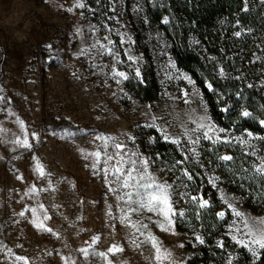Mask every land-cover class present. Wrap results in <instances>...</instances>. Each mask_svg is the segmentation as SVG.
<instances>
[{"label": "rangeland", "instance_id": "374dc122", "mask_svg": "<svg viewBox=\"0 0 264 264\" xmlns=\"http://www.w3.org/2000/svg\"><path fill=\"white\" fill-rule=\"evenodd\" d=\"M81 2L84 8L74 7L75 0H0V264H22L15 260L17 255L26 257L29 264H156L150 243L139 248L132 243L144 241L149 231L171 252L175 264H202L195 249L176 231V217L173 228L165 232L156 223L161 219L158 215L147 210L130 212L118 199L130 189H120L114 177L105 179L102 169L113 162L94 168V158H86L98 150L103 157L105 143L109 153L117 152L113 141L98 139L101 136L123 145L120 154L127 153L126 161H147L148 173L157 182L167 183L150 156L157 138L208 166L203 173L223 208L224 235L235 247L225 264H241L243 252L250 264H264V250L258 249L256 258L233 239L247 231L245 223L264 229L260 223L264 213L247 207L250 202L259 204L254 190L264 194V184L255 172L264 160V137L237 129L235 122L217 124L200 89L177 67L165 45L150 49L160 96L152 103L140 101L126 86L129 80L140 79L137 70L141 73L146 63L136 40L137 27L129 18L132 4L129 11L123 0ZM244 28L240 25L235 30ZM247 33L248 37L237 38L244 60L252 62L257 51L251 46L258 35H253L254 29ZM93 44L105 45L102 55H97L100 49ZM82 49H88L86 55ZM114 66L128 78L113 77ZM257 67L248 77L255 84L252 90L264 95V69ZM229 103L224 98L220 109L227 112ZM202 122L214 126L211 139L204 138L207 128H198ZM26 133L28 148L15 143ZM221 149L228 150L232 160L220 159ZM231 169L235 182L226 175ZM236 211L242 215L237 217ZM129 220L147 224L145 235L131 227ZM33 221H42L52 231L37 228ZM93 237H99L95 244ZM113 244L123 251L108 254L107 260L99 255ZM82 248L88 249L87 256Z\"/></svg>", "mask_w": 264, "mask_h": 264}, {"label": "trees", "instance_id": "16d2710c", "mask_svg": "<svg viewBox=\"0 0 264 264\" xmlns=\"http://www.w3.org/2000/svg\"><path fill=\"white\" fill-rule=\"evenodd\" d=\"M123 1L128 3L129 11L132 4L133 12L129 18L137 27L136 40L146 59L140 79L126 83L136 98L146 103L159 98L160 85L150 49L165 45L177 67L185 71L200 89L217 124L235 122L237 129L264 137V124L261 123L264 121V95L252 90L255 84L248 77L251 71L257 72V66L264 69V0ZM240 25L245 27L239 31L241 38L248 37L247 32L253 29V35H258L251 46L257 51L252 62L248 58L244 60L246 54L240 50L238 31L235 30ZM244 61L251 66L247 67ZM250 67H254L253 70ZM224 98L230 101L227 112L220 109ZM245 111L250 115L243 116ZM222 150L223 156H230L228 150ZM150 156L158 163L167 184L171 185L174 211L184 213L175 216L176 231L182 233L189 247L195 249L202 264H225V257L235 247L224 235L225 220L218 215L223 208L203 173L208 166L184 157L176 146L159 138L154 140ZM226 175L229 181L235 182L234 169ZM259 179L264 184V179ZM235 193L241 195L237 190ZM252 195L259 204H248L247 199V207L252 212L264 213V194L254 190ZM193 197L207 200V206L201 209L199 199L194 201ZM197 236L204 240L203 244L196 240ZM241 264H250V257L244 252Z\"/></svg>", "mask_w": 264, "mask_h": 264}, {"label": "snow or ice", "instance_id": "6c2138e0", "mask_svg": "<svg viewBox=\"0 0 264 264\" xmlns=\"http://www.w3.org/2000/svg\"><path fill=\"white\" fill-rule=\"evenodd\" d=\"M76 8H84L85 4L81 2V0H75V3L73 5ZM68 11H72V8H69ZM237 36H240L241 33L237 32ZM106 40H108V44H111L112 41L105 37ZM93 48H99L100 51L97 52V55H102L103 50L105 49L104 44H93ZM109 54H113V50L109 48L108 50ZM88 49H82L81 54H87ZM131 59V57H130ZM118 62V61H117ZM112 75L113 77H120L122 79H127L128 77L124 72L117 71L115 66L112 69ZM137 76L140 75L139 70H137L136 73ZM120 81L117 80V83ZM209 87H211L209 85ZM250 113L247 111L243 112V116L247 117ZM264 124V121L261 122ZM21 128H23V121L20 122ZM199 129H205L203 135L206 139H211L212 137L209 135L211 131H213L214 126L212 125H206L205 123H200L198 125ZM195 131V130H194ZM222 131V130H221ZM251 135V134H249ZM33 138H35V134H33ZM98 139L105 140V141H113L115 149H117V152L109 153L107 151L108 144L105 143L104 145V155L102 157L101 151H95L88 153L87 156H91L94 158L93 167L95 168L97 165H109V162L111 163L110 166L104 167L102 170L105 174V179L107 180L109 176L115 178V182L119 185L120 189H130V191H124L123 195L118 196V199L123 201L126 205H128V211L130 212H141L142 210H147L150 213H154L158 215L161 219L157 221L158 227L161 228L162 231H170L173 228V217L180 215L183 216L184 213L180 212L177 214L174 211V201L172 200V193L169 191V188L171 185H168L167 183H161L157 182L154 177H152L148 173L147 169V161H137L133 159L125 160L124 156L127 155V153H124L121 155L120 153L123 152V145L120 143H116L114 141V138L112 137H98ZM165 139H168L167 136H165ZM177 142L178 141H173ZM199 138L196 141H193V143H198ZM15 143L20 144L23 147H31V145L28 143V134L26 133L24 136V139L21 141L17 139ZM220 159L228 161L231 160L232 157L230 156H223L220 157ZM127 163L130 166L128 168L124 167V164ZM177 163H180V161H177ZM37 171L40 172L41 175H43V168L41 165L37 164ZM255 172L258 176H260L261 179H264V160L261 161L260 165L255 168ZM187 174V173H185ZM189 179L191 177L189 176ZM112 191H115V189H111ZM135 197V198H134ZM194 201L198 200V197L192 198ZM208 204L207 200L199 199V207L201 209L205 208ZM135 205V207H133ZM231 207V205H229ZM43 207V206H41ZM33 214L35 215V209L32 210ZM20 215H23V213H20ZM218 215L223 216V213H219ZM235 215L237 217H240L242 214L239 211L235 212ZM44 220H47L48 217L45 215ZM125 220H128V213H125ZM35 226L39 229L46 230L51 232L52 230L50 228H46L42 221L37 222L33 221ZM261 224H264V221L260 222ZM129 224L131 227L135 228L137 231L141 232V235H145V232L148 228L147 224H137L132 223L129 220ZM245 229L247 231L242 232L241 238L237 239L236 236H233V239L236 240L237 244H241L244 248H249L252 251V254L254 257L259 258L257 256V250H264V229L249 227L247 223H245ZM99 239V237H93L92 238V244H95L96 241ZM196 240L203 244L204 240L197 236ZM133 244L136 245V247H141L142 243H150L152 248L154 249V256L153 258L156 261V264H165L167 261L168 264H175V261L172 259V254L167 249L163 248V245L158 240V238L149 231L147 232L144 241L137 242L135 239L132 241ZM183 247V245H180ZM89 248H91V245H89ZM9 252H11V249H8ZM81 252L84 253L85 256L88 255V249H80ZM123 248H121L117 244H113L111 247H109L108 252L104 253L101 252L99 255L107 260L108 254H116L118 252H122ZM16 261L22 262V264H29L28 259L24 256H15ZM107 264H112L111 261H108ZM231 264V262H229Z\"/></svg>", "mask_w": 264, "mask_h": 264}]
</instances>
